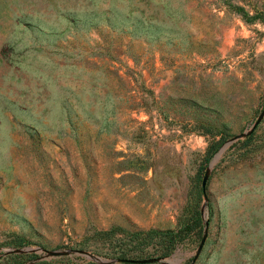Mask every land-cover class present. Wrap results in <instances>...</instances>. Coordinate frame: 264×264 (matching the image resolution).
<instances>
[{"label": "rangeland", "instance_id": "374dc122", "mask_svg": "<svg viewBox=\"0 0 264 264\" xmlns=\"http://www.w3.org/2000/svg\"><path fill=\"white\" fill-rule=\"evenodd\" d=\"M263 106L264 0H0V264H125L109 238L195 208L131 256L264 264V117L199 193Z\"/></svg>", "mask_w": 264, "mask_h": 264}, {"label": "trees", "instance_id": "16d2710c", "mask_svg": "<svg viewBox=\"0 0 264 264\" xmlns=\"http://www.w3.org/2000/svg\"><path fill=\"white\" fill-rule=\"evenodd\" d=\"M223 143L224 142H221L220 140H213L207 148L205 160L209 161ZM201 192L203 193V190L202 188H199V193ZM196 228L198 229L196 230ZM202 230L203 222L201 213L198 208H195L192 209L186 216H180L177 220L176 226L172 229H149L146 231L134 232L128 238H119L117 240L109 238V242L107 243L108 249L103 252V255L111 256L116 259L131 258V254H135L136 257L140 256L142 253L140 245H147L152 241L154 236L160 235L165 239L160 248V252L162 256H167L172 249L177 247L178 244L186 242L193 235L202 232ZM115 231L116 228H110L102 231L101 233L102 235L111 237ZM116 245H118L117 249H115ZM13 256L17 260L16 264H22L21 258L23 257V254H14ZM132 258L135 257L133 256ZM122 263L132 264L129 262Z\"/></svg>", "mask_w": 264, "mask_h": 264}, {"label": "water", "instance_id": "95a60500", "mask_svg": "<svg viewBox=\"0 0 264 264\" xmlns=\"http://www.w3.org/2000/svg\"><path fill=\"white\" fill-rule=\"evenodd\" d=\"M264 117V106L262 108V110L259 112V114L257 115L256 119L250 124L249 128H247L244 132L240 133V134H236L235 136H233L232 138H230L229 140L225 141L217 150V152L212 156V158L209 161L208 167L206 168L202 181H201V187L203 190V194H204V198L206 199V194H205V188H206V182H207V178H208V174L210 171V168L213 166V164L218 160V158L222 155L223 151L225 150V148L232 142L235 141L243 136L249 135L251 134L254 129L260 124V122L262 121ZM201 215L203 217L206 216V212L205 211H201ZM206 225V224H205ZM206 239V234H203L200 243L197 247V250L195 252V255L193 257L192 262H194L195 258L197 257V255L199 254L200 250L202 249V246L204 244V241ZM25 251L30 250L29 248H25L23 249ZM24 251V252H25ZM17 252V251H15ZM83 253V252H82ZM52 254H59V252H52L50 253L48 256L52 255ZM85 255H87V257L100 261L102 263H110V262H114L115 259H108V258H103V257H94L91 254L88 253H83ZM121 261L123 262H129V263H149V262H154V261H160L164 264H180L178 259H173V258H169V257H165V258H144V259H135V258H125V259H121Z\"/></svg>", "mask_w": 264, "mask_h": 264}]
</instances>
